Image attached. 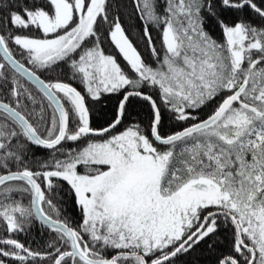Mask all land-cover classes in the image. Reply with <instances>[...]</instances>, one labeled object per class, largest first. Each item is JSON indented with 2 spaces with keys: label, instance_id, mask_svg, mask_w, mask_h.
<instances>
[{
  "label": "snow or ice",
  "instance_id": "1",
  "mask_svg": "<svg viewBox=\"0 0 264 264\" xmlns=\"http://www.w3.org/2000/svg\"><path fill=\"white\" fill-rule=\"evenodd\" d=\"M132 6L144 52L116 0H0V264H264V0Z\"/></svg>",
  "mask_w": 264,
  "mask_h": 264
},
{
  "label": "trees",
  "instance_id": "2",
  "mask_svg": "<svg viewBox=\"0 0 264 264\" xmlns=\"http://www.w3.org/2000/svg\"><path fill=\"white\" fill-rule=\"evenodd\" d=\"M259 3L260 0H257ZM116 3L121 5L120 9V15L121 20L123 23L124 28L126 29L127 35L130 37V39L133 41V43L138 47V50L141 52H144V40H142V25L137 16L135 15V10L132 6V0H116ZM255 20V17H253ZM153 39L156 41V43H159L158 39V33L156 30H152L151 32ZM105 48L106 53L112 54L114 52L113 46L110 45V43H106L103 45ZM19 59V57H17ZM121 63L123 61L121 60ZM6 73L11 78L14 73L10 68L6 69ZM17 75V74H16ZM41 78L47 80L51 74L49 73H40ZM22 82L25 84V86L32 92V94L37 98V100H45L43 98L42 94L37 91L33 86H31L28 82H26L23 78L20 77ZM2 83V81H0ZM79 87V85H75ZM0 100H6L10 101L11 97L6 94V91L0 90ZM114 98L112 102H109L108 108L105 109L107 111L113 106ZM90 107L93 109V121L94 126L98 122L100 124L103 123L104 117L101 113V105H90ZM21 110L23 111V105H21ZM131 111L133 114L140 112L139 104H136ZM211 111V107L205 108L203 111L199 113V115L204 118L206 115ZM143 115V113H141ZM172 130H176V125L171 124L170 122L166 121L165 128L163 129L164 132H170ZM33 152H35V156L32 157V153H29V156L33 159L38 160H44L46 159L48 152L44 149H37L33 146ZM62 210H63V216L67 217L73 225L77 223L80 220V211L79 208L76 207L73 203V199L70 195L65 194L62 198ZM50 233L46 232L45 229L37 222H33V226L31 229L24 233H18L16 234L17 239H19L21 242L25 243L26 246H31L33 248H38L41 243L44 240H47L49 238ZM221 249H219L216 253L210 254L208 251H206V245H201L200 248H197L195 252L191 253V255L184 258L186 261V264H212L213 260L215 259V255L219 254L220 250L227 251L228 245H227V238L225 235H221Z\"/></svg>",
  "mask_w": 264,
  "mask_h": 264
},
{
  "label": "water",
  "instance_id": "3",
  "mask_svg": "<svg viewBox=\"0 0 264 264\" xmlns=\"http://www.w3.org/2000/svg\"><path fill=\"white\" fill-rule=\"evenodd\" d=\"M18 75V74H17ZM22 78V77H21ZM26 82H28L31 86H33L37 91L38 89L30 82V81H27L25 78H23ZM42 94V93H41ZM46 99V98H45ZM39 223V222H38Z\"/></svg>",
  "mask_w": 264,
  "mask_h": 264
}]
</instances>
